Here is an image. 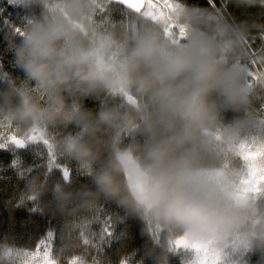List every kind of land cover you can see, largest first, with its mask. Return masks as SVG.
<instances>
[{
    "label": "clouds",
    "instance_id": "9594fccd",
    "mask_svg": "<svg viewBox=\"0 0 264 264\" xmlns=\"http://www.w3.org/2000/svg\"><path fill=\"white\" fill-rule=\"evenodd\" d=\"M9 2L32 11L8 26L24 78L0 88V149L39 145L43 162L13 161L24 188L7 203L59 224L23 245L0 240V264H36L45 245L52 264H144L123 244L117 259L106 253L126 217L142 222L152 264H249L253 253L264 264V185L246 190L239 158L242 144L264 143V45L181 0H119V21L112 0Z\"/></svg>",
    "mask_w": 264,
    "mask_h": 264
},
{
    "label": "trees",
    "instance_id": "16d2710c",
    "mask_svg": "<svg viewBox=\"0 0 264 264\" xmlns=\"http://www.w3.org/2000/svg\"><path fill=\"white\" fill-rule=\"evenodd\" d=\"M188 8L207 11L214 15L222 14L224 21L232 28L246 31V39L249 46L255 50L264 45V5H248L240 0H181ZM32 9L10 3L9 0H0V88L4 87L6 77L23 79V72L15 65L14 55L9 48L7 39L9 24H20L24 17L30 14ZM110 13L113 20L124 19L125 10L117 5L110 4ZM84 104L87 108L97 109L98 102L92 98H86ZM238 114L231 110L223 113L224 119L231 121ZM259 131V130H258ZM40 153V155H37ZM19 158L21 166H35L43 162V152L39 145H29L23 149L7 147L0 149V240L11 236L18 244L23 245L30 239H36L53 226H58L59 219L30 211L31 203L13 208L7 202L12 200L17 193L24 188V181L17 176L13 161ZM57 175L59 172L57 170ZM81 183L87 182L86 178H79ZM106 208L113 213L122 215V211L112 203ZM126 233L122 240L112 242L106 253L111 254L115 260L121 251L125 253L135 252L134 259L144 258V264H152L146 256L148 238L143 234V224L134 217H126L116 226V233ZM259 254L250 255L249 264H256ZM172 264H182L179 254L172 259Z\"/></svg>",
    "mask_w": 264,
    "mask_h": 264
},
{
    "label": "snow or ice",
    "instance_id": "6c2138e0",
    "mask_svg": "<svg viewBox=\"0 0 264 264\" xmlns=\"http://www.w3.org/2000/svg\"><path fill=\"white\" fill-rule=\"evenodd\" d=\"M124 2L133 3L134 0H124ZM167 6L172 7L170 0H168ZM146 15H151V13H146ZM179 33L181 36H183L184 29L180 28ZM36 138L37 137H33V139ZM10 139L15 138L10 137ZM16 143H20V141L16 140ZM45 143H47V141H45ZM240 148L241 150L239 152V158L247 169V178L242 182L248 186L246 190L259 192L261 190L260 186L264 185V143L242 144ZM49 157V166H51L52 163L55 162V157L52 155L51 145H49ZM61 170L65 179H67L70 175L69 170L67 168H62ZM49 236H51V233H49ZM180 243L183 242L181 241ZM34 260L36 264H52V262L49 260L47 245H45V251L43 252H41L40 247L37 246V249L34 253Z\"/></svg>",
    "mask_w": 264,
    "mask_h": 264
},
{
    "label": "water",
    "instance_id": "95a60500",
    "mask_svg": "<svg viewBox=\"0 0 264 264\" xmlns=\"http://www.w3.org/2000/svg\"><path fill=\"white\" fill-rule=\"evenodd\" d=\"M111 4H114V5H118V6L123 7V6L120 4L119 0H112Z\"/></svg>",
    "mask_w": 264,
    "mask_h": 264
},
{
    "label": "bare ground",
    "instance_id": "6f19581e",
    "mask_svg": "<svg viewBox=\"0 0 264 264\" xmlns=\"http://www.w3.org/2000/svg\"><path fill=\"white\" fill-rule=\"evenodd\" d=\"M118 6V5H117ZM119 7H121V6H119ZM121 8H123V7H121ZM218 18L223 22V23H225L226 25H228L224 20H223V17H222V14H218ZM229 26V25H228Z\"/></svg>",
    "mask_w": 264,
    "mask_h": 264
},
{
    "label": "rangeland",
    "instance_id": "374dc122",
    "mask_svg": "<svg viewBox=\"0 0 264 264\" xmlns=\"http://www.w3.org/2000/svg\"><path fill=\"white\" fill-rule=\"evenodd\" d=\"M224 20V19H223Z\"/></svg>",
    "mask_w": 264,
    "mask_h": 264
}]
</instances>
